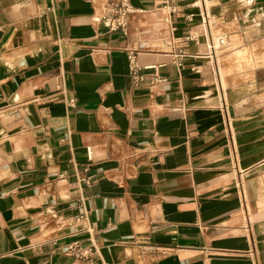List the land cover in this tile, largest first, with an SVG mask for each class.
<instances>
[{
	"label": "crops",
	"instance_id": "1",
	"mask_svg": "<svg viewBox=\"0 0 264 264\" xmlns=\"http://www.w3.org/2000/svg\"><path fill=\"white\" fill-rule=\"evenodd\" d=\"M108 1L0 0V264H264V0Z\"/></svg>",
	"mask_w": 264,
	"mask_h": 264
},
{
	"label": "built area",
	"instance_id": "2",
	"mask_svg": "<svg viewBox=\"0 0 264 264\" xmlns=\"http://www.w3.org/2000/svg\"><path fill=\"white\" fill-rule=\"evenodd\" d=\"M176 0H162L163 8L167 10L168 16L166 19H169V16L176 12V8L170 2ZM202 0H195L192 4L197 5ZM106 9L110 13V15L105 18V27L113 32L120 31L122 34L126 35L128 33V15L133 12V8L128 2V0H109L106 4ZM201 15V25L203 27V31L208 34L209 52L207 54L208 57L213 58L211 61L214 63V59L216 56V52L218 50L226 49L229 46V36L225 32H221L220 35L214 38H211L210 34V20L209 16L206 14L205 10L200 13ZM191 15H186L185 18L190 20ZM189 39V37H187ZM182 53H177L176 58H180ZM178 66H181L180 62H177ZM148 67H139L135 61L134 56H129V77L133 84H138L144 80V75L141 73L142 69H147ZM164 77H159L156 73L153 76V82L165 81ZM86 220L85 214L79 215L75 221ZM88 230V228H86ZM68 249L77 257H87L89 255L90 249H81L77 247L76 243L71 244ZM89 264H94L93 262H89ZM103 264V263H101Z\"/></svg>",
	"mask_w": 264,
	"mask_h": 264
},
{
	"label": "rangeland",
	"instance_id": "3",
	"mask_svg": "<svg viewBox=\"0 0 264 264\" xmlns=\"http://www.w3.org/2000/svg\"><path fill=\"white\" fill-rule=\"evenodd\" d=\"M219 32H220V31H219ZM232 38H233V37H230V40H231V41H230V45L228 46V49H231V48L233 47V45H232Z\"/></svg>",
	"mask_w": 264,
	"mask_h": 264
}]
</instances>
